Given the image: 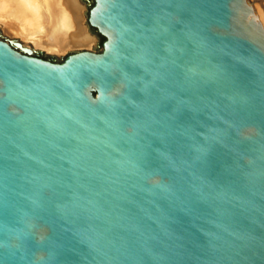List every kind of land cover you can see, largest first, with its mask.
Wrapping results in <instances>:
<instances>
[{
  "label": "water",
  "instance_id": "obj_1",
  "mask_svg": "<svg viewBox=\"0 0 264 264\" xmlns=\"http://www.w3.org/2000/svg\"><path fill=\"white\" fill-rule=\"evenodd\" d=\"M86 6L94 50L0 39V264H264L260 9Z\"/></svg>",
  "mask_w": 264,
  "mask_h": 264
},
{
  "label": "bare ground",
  "instance_id": "obj_2",
  "mask_svg": "<svg viewBox=\"0 0 264 264\" xmlns=\"http://www.w3.org/2000/svg\"><path fill=\"white\" fill-rule=\"evenodd\" d=\"M246 3L260 9L264 26V0H246ZM0 23L7 30L17 29L25 41L31 40L38 46L48 42L46 47L50 51L89 46L96 39L86 28L79 0H0Z\"/></svg>",
  "mask_w": 264,
  "mask_h": 264
},
{
  "label": "rangeland",
  "instance_id": "obj_3",
  "mask_svg": "<svg viewBox=\"0 0 264 264\" xmlns=\"http://www.w3.org/2000/svg\"><path fill=\"white\" fill-rule=\"evenodd\" d=\"M79 2L82 5V11H83V21L86 24V28L88 27V23H87V6H86V0H79ZM9 19H6V21ZM87 30L95 35V42L92 43L89 46H69L64 50H60V51H50L46 45L48 44V42H45L44 45H36L33 41L29 40V41H25L24 40V36L20 34H18V30L17 29H13V31L7 30L5 29V26L3 24L0 23V39H3L7 42H10L11 44L14 43L17 44L16 42L21 43L23 46L29 47L31 50H27L24 49L22 46L16 47L21 51H30L31 54H39V55H45V56H52L55 55V60H60V59H64L69 53L75 52V51H79V50H83V49H87V50H94L95 48H97L99 45L102 44V37L101 36H96V31L87 28ZM17 32V33H16Z\"/></svg>",
  "mask_w": 264,
  "mask_h": 264
},
{
  "label": "flooded vegetation",
  "instance_id": "obj_4",
  "mask_svg": "<svg viewBox=\"0 0 264 264\" xmlns=\"http://www.w3.org/2000/svg\"><path fill=\"white\" fill-rule=\"evenodd\" d=\"M33 55H36V56L42 57V56H41V55H39V54H33ZM52 61H54V60H52Z\"/></svg>",
  "mask_w": 264,
  "mask_h": 264
}]
</instances>
